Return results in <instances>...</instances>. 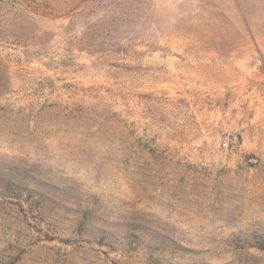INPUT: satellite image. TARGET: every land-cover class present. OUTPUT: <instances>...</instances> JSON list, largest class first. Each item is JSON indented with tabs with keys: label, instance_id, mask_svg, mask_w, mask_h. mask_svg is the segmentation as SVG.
<instances>
[{
	"label": "rangeland",
	"instance_id": "obj_1",
	"mask_svg": "<svg viewBox=\"0 0 264 264\" xmlns=\"http://www.w3.org/2000/svg\"><path fill=\"white\" fill-rule=\"evenodd\" d=\"M0 264H264V0H0Z\"/></svg>",
	"mask_w": 264,
	"mask_h": 264
},
{
	"label": "built area",
	"instance_id": "obj_2",
	"mask_svg": "<svg viewBox=\"0 0 264 264\" xmlns=\"http://www.w3.org/2000/svg\"><path fill=\"white\" fill-rule=\"evenodd\" d=\"M239 136L234 134V135H230L229 137L225 138L222 141V146L224 148H229L230 146H235L239 144Z\"/></svg>",
	"mask_w": 264,
	"mask_h": 264
}]
</instances>
